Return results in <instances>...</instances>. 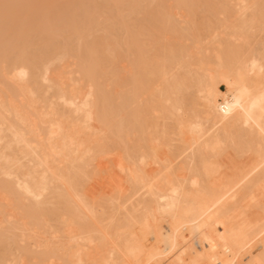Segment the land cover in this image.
Wrapping results in <instances>:
<instances>
[{"label":"bare ground","instance_id":"bare-ground-1","mask_svg":"<svg viewBox=\"0 0 264 264\" xmlns=\"http://www.w3.org/2000/svg\"><path fill=\"white\" fill-rule=\"evenodd\" d=\"M0 215V264H264V0H0Z\"/></svg>","mask_w":264,"mask_h":264},{"label":"rangeland","instance_id":"rangeland-1","mask_svg":"<svg viewBox=\"0 0 264 264\" xmlns=\"http://www.w3.org/2000/svg\"><path fill=\"white\" fill-rule=\"evenodd\" d=\"M200 15V16H199ZM204 14H202V13H197V15L195 16L196 17V19H198V20H201L202 19V16H203ZM199 16V17H198ZM204 17V16H203ZM223 89H225V86H223ZM121 154V153H120ZM119 156V157H118ZM120 156L121 155H117L116 157L117 158H120ZM7 209H10V210H12L13 208L11 207V206H9V207H7ZM0 217H1V215H0Z\"/></svg>","mask_w":264,"mask_h":264}]
</instances>
